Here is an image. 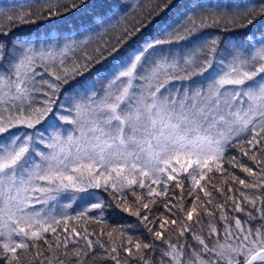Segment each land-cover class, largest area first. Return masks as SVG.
I'll return each instance as SVG.
<instances>
[{
  "label": "trees",
  "instance_id": "obj_1",
  "mask_svg": "<svg viewBox=\"0 0 264 264\" xmlns=\"http://www.w3.org/2000/svg\"><path fill=\"white\" fill-rule=\"evenodd\" d=\"M146 40L177 66L264 58V0H0L1 68L28 48L61 56L39 62L43 74L33 60L21 98L0 94V144L44 146L61 98ZM124 174L87 180L97 202L88 194L34 227L14 221L10 237L0 226V264H242L264 247V128L219 157L169 155L152 178Z\"/></svg>",
  "mask_w": 264,
  "mask_h": 264
},
{
  "label": "rangeland",
  "instance_id": "obj_2",
  "mask_svg": "<svg viewBox=\"0 0 264 264\" xmlns=\"http://www.w3.org/2000/svg\"><path fill=\"white\" fill-rule=\"evenodd\" d=\"M152 43L141 41L85 80L76 96L65 94L41 138L44 146L36 149L25 137L0 144V226L7 237L14 221L34 227L84 196L97 202L85 188L99 174L114 184L133 170L152 178L169 155L219 157L231 138L264 128L263 57L194 68L184 58L177 66L165 52L148 50ZM26 50L9 71L0 67V94L21 98L33 60L61 57ZM15 232L30 234L25 225Z\"/></svg>",
  "mask_w": 264,
  "mask_h": 264
},
{
  "label": "water",
  "instance_id": "obj_3",
  "mask_svg": "<svg viewBox=\"0 0 264 264\" xmlns=\"http://www.w3.org/2000/svg\"><path fill=\"white\" fill-rule=\"evenodd\" d=\"M264 257V247L257 248L253 251L242 264H254Z\"/></svg>",
  "mask_w": 264,
  "mask_h": 264
},
{
  "label": "bare ground",
  "instance_id": "obj_4",
  "mask_svg": "<svg viewBox=\"0 0 264 264\" xmlns=\"http://www.w3.org/2000/svg\"><path fill=\"white\" fill-rule=\"evenodd\" d=\"M1 236H3V235H1ZM7 241V240H6ZM5 243V242H4ZM7 244V243H6Z\"/></svg>",
  "mask_w": 264,
  "mask_h": 264
}]
</instances>
